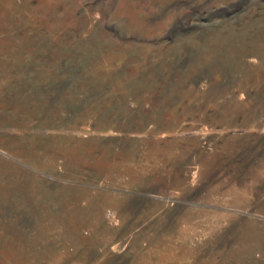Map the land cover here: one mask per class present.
Returning a JSON list of instances; mask_svg holds the SVG:
<instances>
[{
  "label": "rangeland",
  "instance_id": "1",
  "mask_svg": "<svg viewBox=\"0 0 264 264\" xmlns=\"http://www.w3.org/2000/svg\"><path fill=\"white\" fill-rule=\"evenodd\" d=\"M0 264H264V0H0Z\"/></svg>",
  "mask_w": 264,
  "mask_h": 264
}]
</instances>
